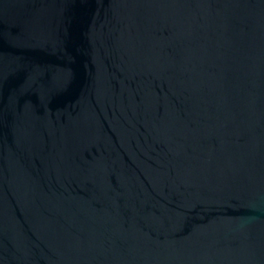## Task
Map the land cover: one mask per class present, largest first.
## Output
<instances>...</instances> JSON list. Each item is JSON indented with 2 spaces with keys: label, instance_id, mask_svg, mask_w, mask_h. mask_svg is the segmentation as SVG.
<instances>
[{
  "label": "water",
  "instance_id": "water-1",
  "mask_svg": "<svg viewBox=\"0 0 264 264\" xmlns=\"http://www.w3.org/2000/svg\"><path fill=\"white\" fill-rule=\"evenodd\" d=\"M0 264H264V0H0Z\"/></svg>",
  "mask_w": 264,
  "mask_h": 264
}]
</instances>
